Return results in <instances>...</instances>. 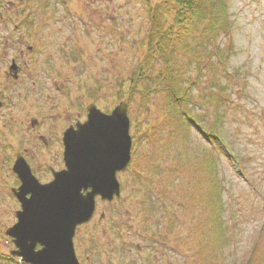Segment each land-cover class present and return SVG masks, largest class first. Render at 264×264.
I'll list each match as a JSON object with an SVG mask.
<instances>
[{
  "label": "rangeland",
  "instance_id": "rangeland-1",
  "mask_svg": "<svg viewBox=\"0 0 264 264\" xmlns=\"http://www.w3.org/2000/svg\"><path fill=\"white\" fill-rule=\"evenodd\" d=\"M161 1L0 0V264H26L14 255L17 247L6 231L21 208L13 191L21 184L13 168L17 153L26 151L31 171L40 181H50L51 166L64 167L63 131L85 122L92 102L111 113L121 100L129 103L131 158L116 172L120 193L113 199L97 194L93 216L78 227L74 240L81 263L264 264V0H228L236 43L233 64L247 63L258 74L250 75V94L241 96L234 88L235 103L224 104L233 156L223 149L220 157L233 242L223 247L204 221L210 217L212 186L201 178L207 170L195 167L194 158L176 164L183 161L177 153L184 154L188 140L173 136L183 120L171 111L160 85L165 75L161 58L167 57L150 54V37H145L149 11ZM174 38L166 63L183 64L194 80L193 56ZM141 64L152 78L123 93L124 78ZM205 78V86L195 85V96L199 91L211 97L213 80ZM192 108L215 119L214 103L199 100ZM189 142L192 149L206 147L217 155L214 141L194 126ZM230 158L237 159L244 174ZM150 201L156 202L154 213Z\"/></svg>",
  "mask_w": 264,
  "mask_h": 264
},
{
  "label": "trees",
  "instance_id": "trees-1",
  "mask_svg": "<svg viewBox=\"0 0 264 264\" xmlns=\"http://www.w3.org/2000/svg\"><path fill=\"white\" fill-rule=\"evenodd\" d=\"M149 12L150 27L145 36L150 37L148 52L153 53L156 59L159 58L160 53L167 57L161 58L165 62V75L161 81L163 84L160 85L167 92L171 111L183 120L182 126L179 127L180 131L173 133V136L182 135L188 140L183 143V148H188L184 154L182 155L181 151L177 153L180 158L183 157V161L176 164L180 167L182 162L187 164L194 158L195 167L207 170L201 178H206L212 185L209 188L211 190L208 200L210 205L207 206L210 217L203 220L211 224V230H216L217 246H230L233 240L228 234L230 227L226 218L229 187L222 171L220 156L221 150L224 149L226 153L231 154L233 148L228 137L231 133L227 132L226 127L228 112L223 109L226 100L235 103L232 89L238 90L241 96L250 94V75H257L258 71L253 70L247 63L246 65L233 64L232 56L236 52V43L233 37L234 20L228 0H162ZM27 21H29L28 17ZM174 37L179 38L182 49L193 56L196 63L194 80L193 73H189L191 70L185 71L183 64L166 63L169 60L171 48L175 46ZM147 77L152 78V74L147 71L144 64H141L134 74L124 78L125 81L121 84L123 93L128 94L136 82H142ZM205 77L213 80L210 83L211 87L208 84L211 97L204 96L199 91L195 96V85L199 86L201 83L205 86ZM157 79H160V76ZM188 81H193V84L188 86ZM223 81L229 82L230 87L223 85ZM230 89L231 91H228ZM203 92L206 93L207 90ZM199 100H203L205 105L211 103L216 105L217 112L214 120L209 116L204 117L192 112V106L197 108ZM186 117L192 122H189ZM192 126L214 141L216 156L212 149L208 150L206 147L190 148L189 138ZM176 148L180 149V138ZM240 168H243L242 165ZM150 203L153 207L149 209L154 213L157 207L156 202L150 201ZM172 225L174 226L173 223Z\"/></svg>",
  "mask_w": 264,
  "mask_h": 264
},
{
  "label": "water",
  "instance_id": "water-1",
  "mask_svg": "<svg viewBox=\"0 0 264 264\" xmlns=\"http://www.w3.org/2000/svg\"><path fill=\"white\" fill-rule=\"evenodd\" d=\"M128 106L121 100L107 113L91 103L88 119L65 132L67 167L48 183H41L26 160L18 158L14 169L23 183L16 193L23 209L7 230L20 248L15 253L34 264H80L74 247L77 225L92 217L97 194L113 199L120 193L116 172L131 158ZM31 183L35 186L26 189ZM28 191L31 197L24 195ZM38 243L43 247L36 250Z\"/></svg>",
  "mask_w": 264,
  "mask_h": 264
},
{
  "label": "flooded vegetation",
  "instance_id": "flooded-vegetation-1",
  "mask_svg": "<svg viewBox=\"0 0 264 264\" xmlns=\"http://www.w3.org/2000/svg\"><path fill=\"white\" fill-rule=\"evenodd\" d=\"M32 48V47H31ZM22 55H23V51H22ZM13 60V63H15V61L17 60L16 59V57H13L12 58ZM20 64V63H19ZM21 65V64H20ZM22 68H23V65H21V70H22ZM21 70H20V72H21ZM6 72V74L10 77L11 75L13 76V74H12V72L11 71H9V70H6L5 71ZM17 75H20L19 73L17 74ZM16 78V77H15ZM18 78V77H17ZM16 78V79H17ZM79 122H80V120H79ZM37 123H38V121H37ZM37 123L35 124V125H37ZM70 128L72 127V125H70L69 126ZM69 129V128H68ZM67 129V130H68ZM65 132H66V129L63 131V143H64V151H63V157H64V167H61V168H57V167H53V166H51V172H52V175H53V177H54V175H55V172H57V171H60V170H63V169H65L67 166H66V160H65V140H64V136H65ZM46 141V140H45ZM46 143H47V141H46ZM25 154H26V151H25ZM24 153H21V152H18L17 153V157L15 158V161H14V164H15V162L17 161V159L18 158H20L21 160H27L28 161V159H27V154L25 155ZM28 163H29V161H28ZM14 164H13V166H14ZM53 179L51 178V180L50 181H52ZM18 181H19V184L21 183L22 184V179H21V177H19V179H18ZM50 181H44V182H42V183H48V182H50ZM20 184V185H21ZM20 185L18 186V187H13V191H15V190H18V188L20 187ZM19 201H20V203H21V208L20 209H17V211L16 212H18L19 210H21V209H23V205H22V202H21V200L19 199ZM105 201H108V200H105ZM114 201V200H113ZM17 219H18V217H17ZM82 225V224H81ZM81 225H78V227H80ZM77 230H78V228H77ZM76 252H77V250H76ZM77 255H78V253H77ZM78 258H79V256H78ZM79 260H80V258H79ZM81 262V261H80ZM82 264V263H81Z\"/></svg>",
  "mask_w": 264,
  "mask_h": 264
}]
</instances>
